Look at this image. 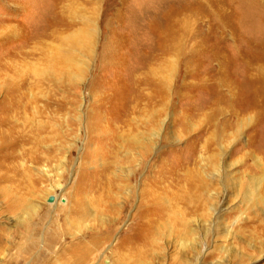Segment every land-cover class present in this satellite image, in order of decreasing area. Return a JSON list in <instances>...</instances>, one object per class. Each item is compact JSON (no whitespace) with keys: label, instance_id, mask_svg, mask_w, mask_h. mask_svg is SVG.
I'll return each instance as SVG.
<instances>
[{"label":"rangeland","instance_id":"374dc122","mask_svg":"<svg viewBox=\"0 0 264 264\" xmlns=\"http://www.w3.org/2000/svg\"><path fill=\"white\" fill-rule=\"evenodd\" d=\"M79 16L91 20L92 52L75 50V72L55 80L54 47L71 49L65 24ZM2 60L53 81L33 90L30 121L0 138V264H120L154 219L163 226L142 240L145 264H264V0H0ZM140 95L153 98L128 125ZM152 108L151 142L133 144ZM213 109L249 114L211 153L222 122L193 114ZM188 194L203 206L187 215Z\"/></svg>","mask_w":264,"mask_h":264},{"label":"bare ground","instance_id":"6f19581e","mask_svg":"<svg viewBox=\"0 0 264 264\" xmlns=\"http://www.w3.org/2000/svg\"><path fill=\"white\" fill-rule=\"evenodd\" d=\"M67 6L68 7H67V10H65V12L67 11L71 15L77 13L74 9V3H69ZM79 18H81V20H72V21L68 20V22L65 24L66 25L65 27L68 28L67 30L71 31L73 29L71 34L68 37V43H69V46L71 49H64L63 48L64 43H59L58 45H56L54 47V52H53V58L54 59L53 60L51 59L52 63H53V65H52L53 69H51V71L49 73L50 75L52 74V77H54V79L56 78L58 80V76L61 74L63 75L64 73H68V74L72 73L71 70L73 72H75L76 67L78 65V62H77L78 57L75 54V50H77L78 48H83L84 50H86V52L91 51L92 35H93V30H92L93 28L91 29V27H90V26H92L91 20L86 18V17H80L79 16ZM78 23H80L81 26L76 29L75 27H77ZM57 26H60V25H57ZM55 34H58V33L57 32L53 33V31H52V35H55ZM57 37H59V35ZM13 65H14L13 62L8 63V62H5L3 60H2V62H0V75L4 76L5 78H9V77H11V75L9 74V72H10V73H13L14 77H15V79H13V80H9V79L4 80L3 81L4 85L0 86V92L3 91V98L0 101V115H1L0 116V138L2 140L7 139L6 136L8 135V133L11 134V133L15 132V127L13 124H11V123H13L14 120L16 122H18L17 118L18 119L21 118L24 120V122L30 121L29 120L31 118L30 114L32 113L31 110L33 108H35L34 105H37V103L39 102V98L32 94L33 90L40 89L42 83H47V82L53 81V79H51V78L50 79L49 78H47V79H41V78L39 79L38 78V80L36 78H33V79L29 78L28 79L27 77H25V74L29 73V71H28L29 68H28V70L22 69V68L19 69L15 66L13 67ZM148 72H150V76L154 75V69L151 70V68H150L148 70ZM262 72H264V71H262ZM26 76H27V74H26ZM259 81L261 82V80H259ZM161 82L162 83L159 84V86H156V84H154L153 86L156 87L157 93H162L163 95H166L167 91H168L167 83L163 82L162 80H161ZM52 98H53V96H49V97H46L44 99L43 102H45V107L48 108V107L52 106V104L54 102L52 100ZM151 98H153V96H144V95H140V96L133 98L132 103H135V104L127 112L126 121H125L126 124H128L127 122L129 121V119H128L129 115L131 113L138 112L139 102H141L142 100H149L150 101ZM139 112H141V110ZM157 113L158 112L155 111L154 108H152V110L148 111L147 114L149 115L148 116L149 118L147 119L146 122L145 121L143 122L144 127L146 126L145 128L147 130L140 131L139 129H140L141 125L136 126L137 128L135 130L137 131V133L135 136L132 137V139L129 138V141L133 142V144H136V145H138V143H142V142L144 143L145 141L151 142L152 138H148V135H151V132L148 133V130L150 129L151 126L157 124L156 120H155L156 117L158 116ZM189 114L190 113H188V112H186V113L183 112V114H182L183 121L181 120V122L185 126H188L190 124L189 120H187V116ZM247 114H249V113H247L246 111L244 112V111H240V110H232V111L230 110L227 112L223 109H213V110H209L208 112H205L204 110H202V112L199 111L197 113H194L193 117H195V118L199 117L200 118L202 116V118L206 121L207 124L209 123L210 126L212 123H214L216 125V121H218V120L222 122L221 125L217 124L218 125L217 131L214 130L215 132L213 131V133L212 132L210 133L211 136H214V138L216 137L215 138L216 141L212 140V138L210 140H208V142L205 143V145H204V150L212 153V151H210L211 147L215 146V151H216L218 149V144H217L218 139L220 140V137L223 138L224 136H226L228 134L229 129L233 130L236 127V123L239 120L247 119L248 118ZM199 118H198V120H199ZM21 119H19V120H21ZM235 119H238V121L234 124L233 120H235ZM25 124H27V123H25ZM16 128H18V127L16 126ZM150 130H152V128ZM139 133H140V135H139ZM150 137H152V136H150ZM10 142H11V140H10ZM249 144H252V143H249ZM192 153H193V155L191 157V162L189 163V167L187 169L188 176H185V178H186L185 181L186 180L189 181L188 186L190 187L191 190L194 189V187L196 189L199 188L198 184L192 179L193 178L192 175H190V173H191L190 170H194L193 168L196 167V166H194L192 168L191 166L197 165V163H198L197 158H195L196 153H194V152H192ZM2 154L3 153L0 152V157L2 156ZM249 154H251V153H249ZM257 155L261 159L264 158V147H261L258 149ZM210 156H211V159L213 161V163L211 162V164H212L211 166L216 168L219 155L217 153L213 152V154H211ZM256 159H257V157H256ZM201 178H202V176H201ZM190 196H191V194H188V196L183 199L185 201L184 203L186 205V209L188 210L187 215L191 214L192 212H196V211L200 210L201 207L203 206L202 202L198 201L195 197H193V196L190 197ZM151 199H152L153 204L155 203V204L160 205L161 201L159 202V200L157 199V196H153V197H151ZM21 203H22V201L20 203L16 202V206L22 207ZM9 205H10V203H9ZM13 205H15V204H13ZM163 206H161L160 208H158V206H157L155 208L156 212L153 215V216H155V218H157V216L159 219L163 218V216L165 215V212H166L165 208ZM167 212H169V209L167 210ZM182 215H183L182 217H178L175 221H188L185 217L186 213L183 212ZM153 221H155L154 222L155 224L152 223V224H150V227L148 226L149 230H148V233L146 235H144L142 233L137 234L136 236H134V239L132 241V243H133L132 246H129V247L124 246L125 248L121 247L123 251H122V253H120L121 256L119 257V261H116L117 263L121 264V263L125 262L127 259L132 257V258H134L133 264H145L144 256H145V253L148 254V252H147V250H146V252H144L143 246H145V245H141V243H143L142 240H145V239L148 240V239L154 237L157 233H159L161 231L162 226H163V224L158 223L157 219H154ZM262 230H264V229H262ZM263 234H264V232H263ZM1 237H2V234L0 233V238ZM1 241L2 240L0 239V242ZM1 246H2V243H0V247Z\"/></svg>","mask_w":264,"mask_h":264}]
</instances>
